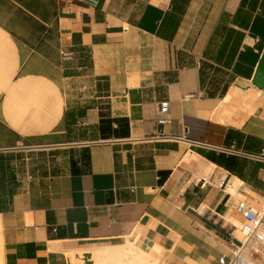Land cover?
Segmentation results:
<instances>
[{
    "label": "crops",
    "instance_id": "1",
    "mask_svg": "<svg viewBox=\"0 0 264 264\" xmlns=\"http://www.w3.org/2000/svg\"><path fill=\"white\" fill-rule=\"evenodd\" d=\"M0 30L16 55L0 77L2 264H71L70 251L126 241L158 264L229 256L236 201L264 212V91L251 83L264 0H0ZM202 61L223 94H207L212 71L201 87ZM39 77L49 94L35 99ZM101 117L118 134L100 138ZM249 251L264 264V243Z\"/></svg>",
    "mask_w": 264,
    "mask_h": 264
},
{
    "label": "bare ground",
    "instance_id": "2",
    "mask_svg": "<svg viewBox=\"0 0 264 264\" xmlns=\"http://www.w3.org/2000/svg\"><path fill=\"white\" fill-rule=\"evenodd\" d=\"M15 49L8 38V36L0 30V77L6 73L7 71H10L12 68L16 65V55H15ZM33 82H39L41 83V89L39 91L35 92V99L43 98L44 96L49 94V87L50 84L44 79V78H34ZM12 83L7 82L2 86L3 88H9L12 87ZM22 86L16 85L17 90L22 89ZM33 97H30L26 95L25 101L21 103V105H24L26 101L33 100ZM14 97L8 96L5 98L4 106L7 109L10 104L13 102ZM63 102V99L61 96L57 95L54 99V109H59V105H61ZM37 109H44L48 106L45 105H37ZM57 114V111L54 113V115ZM48 125L50 122L47 123ZM39 126V124H37ZM90 254L89 259H82V258H75L73 256V252H69L70 255V262H75L77 264H83L87 261H90L92 264H157L158 263V256L157 252L152 250H143L129 241H126L123 244L118 245H103L98 247H90L88 248ZM85 253V252H84ZM82 254V252H81ZM0 264H2L1 261V255H0Z\"/></svg>",
    "mask_w": 264,
    "mask_h": 264
},
{
    "label": "built area",
    "instance_id": "3",
    "mask_svg": "<svg viewBox=\"0 0 264 264\" xmlns=\"http://www.w3.org/2000/svg\"><path fill=\"white\" fill-rule=\"evenodd\" d=\"M167 111V101H159L156 114L159 123L169 121V118L166 117ZM234 208L243 216L239 226L242 237L239 238L237 244L232 245L228 257L221 256L219 258V264H257L252 260L249 250L255 246V243H264V212L261 208L244 199L237 200ZM234 228H237V226H234Z\"/></svg>",
    "mask_w": 264,
    "mask_h": 264
},
{
    "label": "trees",
    "instance_id": "4",
    "mask_svg": "<svg viewBox=\"0 0 264 264\" xmlns=\"http://www.w3.org/2000/svg\"><path fill=\"white\" fill-rule=\"evenodd\" d=\"M210 71L213 72L212 74H213V76H215V78L212 77L209 79V81H208V84H209L208 89L209 90L207 91V94L209 96H214L216 94H218V95L223 94L225 92L226 83H224L219 89V86H220L219 83H220V80L222 79L221 78L222 75L220 74V72L217 68L213 67V65L207 61H202L201 65H200V69H199V79H200L201 87L204 86L206 76L208 75V72H210ZM217 74H220V76L216 77ZM112 121L113 120L109 117H101L99 125H98V131L100 134V138H108L111 136V134H118L115 132L114 129H112ZM120 133H126V130L123 129V130H121ZM230 133H231L230 131L227 132L226 139L229 138ZM207 156L209 159H211L214 162H216L217 164L227 168L228 170L236 171L235 163H234L235 156L230 155V154H225V153L215 154L214 152H209ZM88 160H89V155H88L87 151H85L82 155V161H83L84 166L88 165V163H89ZM70 166H71V171L73 173H80L83 171L82 169H80L79 167L76 166V163L72 158L70 160Z\"/></svg>",
    "mask_w": 264,
    "mask_h": 264
},
{
    "label": "water",
    "instance_id": "5",
    "mask_svg": "<svg viewBox=\"0 0 264 264\" xmlns=\"http://www.w3.org/2000/svg\"><path fill=\"white\" fill-rule=\"evenodd\" d=\"M251 83L258 89L264 91V49L260 55ZM85 256H88V253Z\"/></svg>",
    "mask_w": 264,
    "mask_h": 264
},
{
    "label": "rangeland",
    "instance_id": "6",
    "mask_svg": "<svg viewBox=\"0 0 264 264\" xmlns=\"http://www.w3.org/2000/svg\"><path fill=\"white\" fill-rule=\"evenodd\" d=\"M236 225H237V230H236V234H237V236L239 237V238H241L242 237V234H241V232H240V229H239V226H240V223L239 222H236L235 223ZM86 250H88V249H86ZM81 251L82 250H77V254L78 255H75V251H70V252H73V256L75 257V258H82L83 260L84 259H89V257H90V254H88V256H85V254H81ZM89 252V251H88ZM67 256V258L69 259V262H70V255L69 254H67L66 255ZM159 261H160V259L158 260V263H159ZM76 262V261H75ZM75 262H70L71 264H77V263H75ZM255 262V261H254ZM157 263V264H158ZM83 264H92L90 261H87V262H85V263H83Z\"/></svg>",
    "mask_w": 264,
    "mask_h": 264
}]
</instances>
